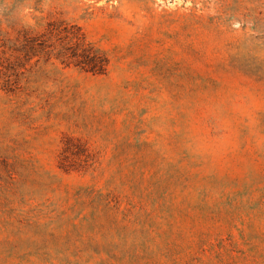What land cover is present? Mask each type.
<instances>
[{
	"label": "rangeland",
	"instance_id": "374dc122",
	"mask_svg": "<svg viewBox=\"0 0 264 264\" xmlns=\"http://www.w3.org/2000/svg\"><path fill=\"white\" fill-rule=\"evenodd\" d=\"M0 264H264V0H0Z\"/></svg>",
	"mask_w": 264,
	"mask_h": 264
}]
</instances>
